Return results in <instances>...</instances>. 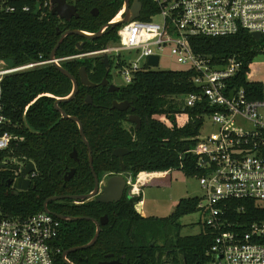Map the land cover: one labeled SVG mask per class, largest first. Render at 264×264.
<instances>
[{"label":"trees","instance_id":"obj_1","mask_svg":"<svg viewBox=\"0 0 264 264\" xmlns=\"http://www.w3.org/2000/svg\"><path fill=\"white\" fill-rule=\"evenodd\" d=\"M46 1L50 0H20V7L30 5L31 10L19 9L4 16L0 27V59L4 65L15 67L50 59L60 39L58 29L96 32L111 21L124 4V0H68L77 7L79 18L66 22L64 26L50 6L44 7ZM141 1L146 9L148 0ZM95 8L99 10L97 15L93 14ZM142 16L146 18L147 15ZM118 29V26L108 28L104 35L94 40L70 34L60 45L57 57L92 52L116 43L119 41ZM80 41H86L81 51L76 48ZM190 45L195 52L211 54L215 58L238 56L244 64L239 86L249 88L245 77L254 74V61L259 55L258 42L252 34L242 31L232 36L201 35L191 38ZM102 58L103 55H95L61 61L78 80L80 68L86 66L90 79L99 83L94 88L80 83L74 99L60 102L68 114L82 120L93 149L97 174L102 177L106 173L121 171L113 151L124 145L130 149L124 161L134 180L144 172H165L175 168H181L188 176L202 177L204 170L199 167L197 156L187 152L196 145L205 114L210 112L203 106L184 104V96L200 89L194 82V70L139 71L124 91L129 97L136 96L134 105L142 117V125L139 129H128L123 124L125 115L111 108L120 93L101 86L106 73ZM258 88L260 90V86ZM72 90V80L52 63L11 73L4 78L5 114L14 125L11 130L24 135L25 139L15 141L9 150L0 151V165L10 157H17L33 161L37 174L32 178L35 187L15 194L9 181L16 177V171L9 167L0 169V216L24 218L44 211V203L51 196L84 194L94 189L89 149L83 142L79 126L71 119L61 118V112L55 107L57 97H66ZM88 94L93 96L92 104L85 102ZM75 148L79 163L71 158ZM72 166L77 167V175L66 182L64 173ZM138 200V197H125L118 203L95 200L83 204L66 203L71 201L69 199L50 202L49 209L55 204L53 209L58 213L98 219L104 214L109 216L96 244L71 252L69 259L76 264H97L106 254L114 253L123 264H153L157 253L172 249L189 263L200 260L198 264H208V253L216 232L201 222L200 233L182 235L180 223L181 217L200 210L202 197L182 198L167 217L142 216L135 207ZM228 208L229 219L241 222L245 228L253 220H264V204L256 199H231ZM95 232L96 225L90 220H62L61 234L56 241L62 251L55 254L54 264H67L63 252L88 243Z\"/></svg>","mask_w":264,"mask_h":264},{"label":"built area","instance_id":"obj_2","mask_svg":"<svg viewBox=\"0 0 264 264\" xmlns=\"http://www.w3.org/2000/svg\"><path fill=\"white\" fill-rule=\"evenodd\" d=\"M19 2L0 0V27L5 15L19 9L31 10L30 5L20 7ZM48 6L52 9L50 1L44 3V7ZM125 11L124 3L111 21L123 16ZM118 27V42L92 52L57 57V62L108 55L126 84L139 71L157 69L163 55L175 58L186 70H194V82L200 89L184 96V104L209 109L205 123L210 119L216 126L206 133L202 127L196 145L187 150L197 156L198 165L204 170L199 179L208 203L201 201L199 208L206 214L204 222L216 232L208 264H264V220H253L245 228L228 217V200L247 198L264 202V81L246 75L249 88L239 86L244 64L238 56L215 58L195 52L190 45L191 38L201 35L221 37L246 31L254 37L259 32L260 39L254 38L259 54L264 53V0H148L139 17ZM124 51L135 52L137 59L126 62L122 57ZM157 55L159 64L149 65V59ZM47 63L52 60L8 67L0 59V151L9 150L15 141L25 139L11 130L14 125L5 114L4 78ZM27 110L28 107L25 118ZM2 165L0 169L9 167L16 171L14 180L24 167L14 165L11 157ZM148 173H141L135 180L132 175L128 177L134 196L135 185ZM36 174L37 167L27 177L32 179ZM61 227L62 220L45 210L24 218L0 216V264H54L55 254L62 251L56 244Z\"/></svg>","mask_w":264,"mask_h":264},{"label":"water","instance_id":"obj_3","mask_svg":"<svg viewBox=\"0 0 264 264\" xmlns=\"http://www.w3.org/2000/svg\"><path fill=\"white\" fill-rule=\"evenodd\" d=\"M50 2L53 5V8H52L53 14L58 15L59 17L66 19L68 21L71 20L73 16L79 17L77 7L74 4H71L68 0H50ZM124 3L126 5V11H125V14L123 16L119 17L120 20L116 21L117 19H115L113 21H109L108 23L103 25L101 27V29H99L96 32H88V31L81 30V29H69L66 31L58 29V33L60 34V39H59L57 45L53 48L51 55H50V59L52 60V64L54 66H56L63 74H65L66 76H68L72 80L73 90L70 93V95H68L66 97H57V100L55 102V107L61 112V114H62L61 118L71 119V120L77 122L79 129H80V133H81L83 142L85 143V145L89 149V161H90L92 173H93L94 178H95V186H94V189L89 193L54 195V196L47 198L45 203H44V208H45L46 212H53L48 207L49 202L61 200V199H72V200H76L78 202H87V201H91V200H95L97 202H102V203L118 202L122 199L125 188L128 184L127 178L124 175V172L126 171V167L124 165V158H123L124 154L129 151V149H127V148H117L113 152L114 155L121 157V161L123 163L122 173L114 174V175L110 176L105 182L100 183L99 175L95 171L94 164H93V149H92L91 144H90L89 140L87 139V136L84 132V125H83L82 120L80 119V117H78L76 115L68 114L60 106V102L70 101L76 97V95L79 91V81L73 73H71L68 69H66L61 63L57 62V60H56L57 51H58L60 45L62 44V42L64 41V39L68 35L77 34V35H80V36H82L88 40L89 39L94 40V39H97V38L101 37L102 35H104L108 28L112 29V28L120 25L123 22H128V21L134 20L135 18L140 16L141 9L143 6V3L141 0H134L133 3H131V0H124ZM98 12H99L98 8L93 9L94 15H97ZM253 35L256 38V40H259L261 37V34L259 32H256ZM85 42L86 41H80L78 43V45L76 46V48L81 51L83 49ZM103 62L106 64L107 68L110 69V62H109L108 55H104ZM158 64H159V56L158 55L152 56L149 59V65L157 66ZM80 81L84 86H87L89 88H94V87H97L99 85V83H95L90 79L86 66H82L80 68ZM102 84L103 85L108 84L107 76L104 77ZM118 89H119V86H117L114 83H112L109 87L110 91H115ZM85 102L87 104H92L93 103V96L91 94H88ZM127 106H128V102H119V101L115 100L113 103V108H118L120 110L126 109ZM129 119L131 121L137 123V129L140 128L141 122H142L140 116L133 115ZM71 157H73L76 160H79L78 151L76 148L71 152ZM20 160L24 161L23 159H20ZM2 166H5V165H2ZM35 170H36L35 163L33 161H29L27 163V165L23 167L20 176L17 177L15 180L12 179L9 181V185L13 188V193L19 194L20 191H26L31 187L32 179L27 177V175L30 174L31 172L35 171ZM75 172H76L75 168L70 170L69 174L66 175V177H65L66 181H69L71 179V177L75 174ZM53 213L56 214V216L59 217L61 220H64V221H76V220H80V219H85V220H90V221L94 222L97 226L95 235L91 241H89L88 243H86L84 245L74 246V247L67 249L63 252V255H62L63 260L67 264H76L69 259L68 255L71 252L87 249V248L94 246L96 244V242L98 241L100 235H101V232L103 230V225H105L108 222V216L105 215L101 219H97L95 217H90V216H71V215H64V214H60V213H56V212H53ZM115 262H117V260L116 261L115 260L114 261H101L98 264H112Z\"/></svg>","mask_w":264,"mask_h":264},{"label":"rangeland","instance_id":"obj_4","mask_svg":"<svg viewBox=\"0 0 264 264\" xmlns=\"http://www.w3.org/2000/svg\"><path fill=\"white\" fill-rule=\"evenodd\" d=\"M157 20H159V18H157ZM122 57L126 60V62H131L137 59L138 56L135 52L124 51L122 52ZM185 68L186 66L178 63L175 58L163 55L157 70H185ZM254 68L255 72L252 75L253 80L264 81V53H261L256 57ZM111 75L114 83H127L122 74L119 73L115 62L112 66ZM215 128L216 126L212 123V121L207 119L202 132H210ZM11 160L14 165L20 166L21 168L26 163L25 160L21 161L17 157H11ZM128 175L130 176V173ZM150 179L152 180H149V183L141 185L142 199L144 200V211L147 216L167 217L174 212L178 202L185 197H202V202L204 204L208 203V199L205 194L206 191L200 184V179L197 176L186 175L181 168H175L168 172L167 175L161 176L160 178L153 179V177H150ZM262 204H264V202H262ZM205 219L206 214L201 209L197 212L181 217L180 223L182 224V235L200 233L201 222H204Z\"/></svg>","mask_w":264,"mask_h":264},{"label":"flooded vegetation","instance_id":"obj_5","mask_svg":"<svg viewBox=\"0 0 264 264\" xmlns=\"http://www.w3.org/2000/svg\"><path fill=\"white\" fill-rule=\"evenodd\" d=\"M134 2V0H131V3H133ZM71 4H74V3H71ZM52 8H53V5H52ZM77 11H78V9H77ZM55 15V14H54ZM57 17H59L58 15H56ZM60 18V20H61V23L64 25L66 22H69V21H72L74 18H79V17H75V16H73L72 17V19L71 20H66V19H63V18H61V17H59ZM65 26V25H64ZM67 30H69V29H67ZM66 31V30H65ZM92 56V55H91ZM109 57V56H108ZM103 58H104V56H103ZM103 58H102V62H103ZM109 62H110V69H108L107 68V66H106V64H105V66H106V73H105V76H107V79H108V84L107 85H103L102 84V81H101V86H103V87H107L108 89H109V87H110V85L112 84V83H114L113 82V79H112V75H111V71H112V66H113V64H114V60H113V58L112 57H109ZM104 76V77H105ZM104 79V78H103ZM79 84L81 83V81H80V73H79ZM82 84V83H81ZM114 84H116L117 86H119V89L118 90H115L116 92H119L120 93V97H119V99H115V100H117V101H119V102H128V106H127V108L126 109H124V110H120V109H118V108H113V103H114V101H113V103H112V106H111V108H113V109H117V110H119L122 114L121 115H125L124 116V118H123V124H124V127L125 128H128V129H130V128H132V127H134L135 129H137V123L136 122H133V121H131L129 118L131 117V116H133V115H137V116H140L141 117V115H139V113L137 112V110H136V106L134 105L135 104V101L137 100V98H136V96L134 95L133 97L131 96V97H129V96H127V94H126V91H124V89H125V87L128 85V84H117V83H114ZM83 85V84H82ZM87 87V86H86ZM87 88H89V87H87ZM111 92H113V91H111ZM141 121H142V117H141ZM141 125H142V122H141ZM141 127V126H140ZM139 129V128H138ZM117 148H127V149H129L128 147H126V146H124V145H122V146H117L115 149H117ZM114 149V150H115ZM114 152V151H113ZM130 153V149H129V151L127 152V153H125L124 154V156H123V158H125V156L126 155H128ZM114 155V154H113ZM114 157L115 158H117L118 159V161H119V163H120V169H121V171L120 172H112V173H106V174H104L102 177H100L99 176V179H100V183H102V182H105L110 176H112V175H114V174H120V173H122V169H123V163H122V161H121V157L120 156H116V155H114ZM71 158H73V157H71ZM74 159V158H73ZM77 163H79L80 162V158H79V160H76V159H74ZM124 165H125V167H126V171L124 172V175L126 176V178H127V186H126V188H125V191H124V194H123V197H122V199H124L125 197H129V198H136V197H138L140 200H138L137 202H136V204H135V207H136V209H137V211L142 215V216H144V217H149V216H147L146 214H145V211L142 209V207H140V202L143 200L142 199V192H140V194H138L137 196L135 195H133L132 193V189H133V187H132V185H130V183H129V181H128V177H129V173L127 172V165H126V163H125V161H124ZM91 167V166H90ZM73 168H75L76 169V172H75V174L71 177V179L70 180H72L76 175H77V172H78V169H77V167L76 166H72V167H67L66 168V171H65V173H64V178L66 177V175H68L69 174V171L70 170H72ZM92 170V169H91ZM69 180V181H70ZM94 180H95V178H94ZM65 181H66V179H65ZM69 181H66V182H69ZM95 186V185H94ZM32 187H35L34 185H33V180H32V185H31V187L29 188V189H31ZM28 189V190H29ZM62 195H65V194H62ZM121 199V200H122ZM64 200H66V199H61V200H56V201H64ZM69 200H71V201H64V202H66V203H69V204H83V203H87V202H89V201H87V202H78V201H76V200H72V199H69ZM120 200V201H121ZM92 201V200H91ZM120 201H118V202H120ZM52 202V201H51ZM118 202H110V203H118ZM50 203V202H49ZM53 206V208H55V204H53L52 205ZM50 209L51 211L53 210V212H56V211H54V209ZM56 213H58V212H56ZM60 214H64V213H60ZM64 215H68V214H64ZM105 215H107L108 216V214H104V215H101L100 217H99V219H101L102 217H104ZM98 219V218H97ZM108 222H109V216H108ZM107 222V223H108ZM106 223V224H107ZM105 224V225H106ZM96 225V224H95ZM104 226V225H103ZM96 229H97V226H96ZM156 256H157V259L154 261V263L153 264H198V263H200V260L197 262V263H189V261L186 259V258H184L183 257V255L182 254H178L177 255V252H175V251H173L172 249H166V250H163V252L162 253H157L156 254ZM116 261L117 260V262H115V263H112V264H123V262H122V260L121 259H119V258H117L116 256H115V254L114 253H108V254H106V257L104 258V259H100L99 261H98V263L99 262H101V261ZM97 263V264H98ZM126 264H130L129 262H126Z\"/></svg>","mask_w":264,"mask_h":264},{"label":"bare ground","instance_id":"obj_6","mask_svg":"<svg viewBox=\"0 0 264 264\" xmlns=\"http://www.w3.org/2000/svg\"><path fill=\"white\" fill-rule=\"evenodd\" d=\"M118 20H120L119 17L117 18L116 21H118ZM167 174H168V173H165V172H151V173H148L147 175L144 174V175H142L141 179L139 180L138 184H136V185L141 184L145 178L153 177V179H157V178H160L161 176H165V175H167ZM162 179H163V178H162ZM163 180H164V179H163ZM136 185H135V188H136V190H138L139 188L136 187Z\"/></svg>","mask_w":264,"mask_h":264},{"label":"crops","instance_id":"obj_7","mask_svg":"<svg viewBox=\"0 0 264 264\" xmlns=\"http://www.w3.org/2000/svg\"><path fill=\"white\" fill-rule=\"evenodd\" d=\"M151 173V172H150ZM165 173H168V171L167 172H165ZM149 179H145V180H143V182L141 183V184H139V185H136V187H138L139 188V191L138 190H136V188L134 189V191L136 192V196L142 191V188H141V185H145V184H147V183H149L148 181L149 180H152V179H150V177H148ZM138 191V192H137ZM140 207H142V209L144 210V200H142L141 202H140Z\"/></svg>","mask_w":264,"mask_h":264}]
</instances>
